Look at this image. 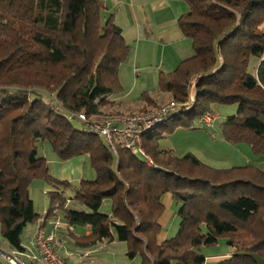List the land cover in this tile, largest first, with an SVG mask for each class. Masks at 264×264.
<instances>
[{
	"label": "trees",
	"instance_id": "1",
	"mask_svg": "<svg viewBox=\"0 0 264 264\" xmlns=\"http://www.w3.org/2000/svg\"><path fill=\"white\" fill-rule=\"evenodd\" d=\"M184 1L189 9L178 24L194 53L160 72L159 90L176 106L142 135L150 165L119 136L115 151L78 117L123 112L102 110L123 103L113 95L123 89L119 69L131 51L102 0H0V225L13 250H25L26 225L43 217L42 226L60 219L58 234L72 248L125 241L127 255H141V264H206L202 248L221 238L231 252L215 264H259L264 257V169L249 163L220 170L192 153L176 156L158 147L156 130L191 128L192 119H214L216 106L237 103V114L221 123L223 138L264 154V0ZM142 101L145 112L165 105L149 91ZM44 142L62 160L88 156L96 177L78 186L53 177L39 154ZM38 178L51 188L44 214L30 191ZM166 194L181 218L171 238H162Z\"/></svg>",
	"mask_w": 264,
	"mask_h": 264
},
{
	"label": "rangeland",
	"instance_id": "2",
	"mask_svg": "<svg viewBox=\"0 0 264 264\" xmlns=\"http://www.w3.org/2000/svg\"><path fill=\"white\" fill-rule=\"evenodd\" d=\"M184 1V0H183ZM185 2V1H184ZM186 3V2H185ZM186 5H188L186 3ZM189 9V6H188ZM264 30V23L262 25ZM188 43H192L191 39L188 38ZM182 47V45L180 46ZM180 47L178 48L179 50ZM194 50L192 48V54ZM151 62L159 61V59H150ZM171 69L164 68L161 63V67L157 69L155 63L152 67L146 69H134V66L125 62L121 65L119 69V77L121 84L123 86L122 91H118L113 95L117 100L122 97L123 104L120 106L112 105L111 108L107 106L102 107L103 111L113 110V111H123L121 115L125 114H138L144 113L142 106L144 102L142 101V95L145 91H149V94L155 99H157L158 104L168 103L169 96H160L161 91L159 90L160 72L163 70L167 72ZM160 96V97H159ZM167 97V98H166ZM150 107V106H145ZM239 105L237 103L218 105L215 108V113L212 123L207 125L199 118L192 119V127L188 128L184 125H173L171 124V129L168 127L158 126L157 131L162 132V136H158L157 142L158 147L161 150L171 151L176 156H184L187 153H192L197 158L213 167L214 169H229L233 167L245 166L249 163L256 164L264 169V154H256L246 142H241L237 144L230 143L223 138L221 123L225 121L228 116L237 114ZM146 113V112H145ZM72 124L76 128H84L83 122L78 118H71ZM143 140V138H142ZM39 154L40 156H45L49 163L50 173L53 177L59 180H68L74 186L80 184L81 179H93L96 177V172L90 164L88 156H77L73 157L72 163L65 166L66 175H64V168L61 164L64 163L52 149L48 142L39 144ZM70 160V159H69ZM47 186L50 188L49 184L43 179H35L31 185V195L34 199L36 211L40 214H44L49 208L50 198L48 195ZM51 190V188H50ZM73 191L68 190L67 195H70ZM164 203L166 204V215L162 220L164 232H166V238H171L175 236L178 232L181 218L177 214V204L174 199L171 201L164 198ZM69 207L74 206L72 203L68 204ZM76 208L81 209L80 205H76ZM111 205L105 202L102 206V211L109 212ZM81 227H77L76 232H83ZM37 232L36 224H27L24 232L22 234L23 242L33 239ZM29 243V242H28ZM29 245V244H28ZM67 246V244H66ZM68 247H72L68 244ZM97 251L93 252L90 256L89 262L91 264H141L142 257L137 255L131 258L127 255L128 246L125 241L116 240L115 242L106 243L101 246ZM0 250L6 253H12V247L5 240L1 232L0 225ZM69 249L61 250L59 253L68 258V260L76 259V256H72L68 253ZM69 252H72L70 250ZM202 252L214 260L206 261V264H215L216 259L224 256L225 253L231 252V248L228 246L227 240L221 238L219 242L215 245L204 246ZM74 255V254H73ZM228 256V255H226ZM27 259L26 257H24ZM221 259V258H220ZM4 258L0 254V264H5ZM259 264H264V257L259 258Z\"/></svg>",
	"mask_w": 264,
	"mask_h": 264
},
{
	"label": "crops",
	"instance_id": "3",
	"mask_svg": "<svg viewBox=\"0 0 264 264\" xmlns=\"http://www.w3.org/2000/svg\"><path fill=\"white\" fill-rule=\"evenodd\" d=\"M102 2L107 8V14L113 15V21L122 28L123 35L131 46L126 62L133 65L134 69H146L152 67L154 63L157 69L161 67V63L163 69L165 67L171 69V67H176L183 59L192 55V43H188V37L184 35L178 24L181 14L188 10V5L183 0H102ZM181 45L182 47H180ZM179 47L181 50L178 49ZM151 58L159 59V61L151 62ZM162 94L169 96L165 93ZM120 100H122V97ZM71 163L72 159L61 164L64 168V175H66L65 166ZM46 189L50 190L48 186ZM164 198L165 202L173 199L170 194H166ZM166 213L167 211L164 217ZM43 222L44 218L42 217L37 224V229L42 226ZM50 226L51 222L49 221L46 226L42 227L47 229ZM89 232L90 230L86 229V234ZM165 236L166 232H163L162 238H165ZM31 240L32 238L24 242L27 251L32 249ZM66 244L67 241L64 236L58 234L56 239L57 250L64 249L66 252L68 249L69 251L72 250L68 253L76 256V259L72 260L76 264H91L88 258L93 252L102 248L90 250L70 249ZM225 255H229V252ZM221 257L217 258L216 261ZM214 259L207 256L206 261Z\"/></svg>",
	"mask_w": 264,
	"mask_h": 264
},
{
	"label": "built area",
	"instance_id": "4",
	"mask_svg": "<svg viewBox=\"0 0 264 264\" xmlns=\"http://www.w3.org/2000/svg\"><path fill=\"white\" fill-rule=\"evenodd\" d=\"M174 106H176L175 102H169L153 112L105 115L91 118L85 113H80L78 117L86 123L89 129L103 135L115 151V136H119V141L125 147L133 153L144 155L147 163L153 165L151 157L143 149L142 135L147 129L159 124L163 115ZM201 120L207 125H210L213 121L212 116L209 114L202 117ZM61 225L60 219H56L49 230L39 226L35 237L30 241L32 247L30 251L26 249L24 251L12 250V253H6L0 250V254L7 264H76L64 259L55 247ZM67 227L70 230L73 229L70 224H67Z\"/></svg>",
	"mask_w": 264,
	"mask_h": 264
}]
</instances>
